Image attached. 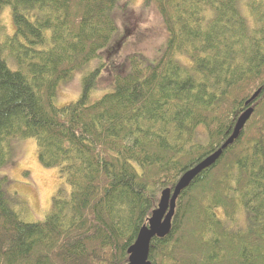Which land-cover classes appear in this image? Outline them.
Wrapping results in <instances>:
<instances>
[{"label":"trees","instance_id":"16d2710c","mask_svg":"<svg viewBox=\"0 0 264 264\" xmlns=\"http://www.w3.org/2000/svg\"><path fill=\"white\" fill-rule=\"evenodd\" d=\"M116 1L0 0L15 25L11 35L0 20V169L12 140L33 139L70 187L27 222L0 175V264H127L162 190L219 150L249 108L149 254L152 264H264V0L247 5L250 25L239 0H154L164 48L120 68L129 37H115ZM94 60L77 100L57 106L61 85ZM104 71L112 89L94 98ZM241 213L245 224L227 227Z\"/></svg>","mask_w":264,"mask_h":264},{"label":"rangeland","instance_id":"374dc122","mask_svg":"<svg viewBox=\"0 0 264 264\" xmlns=\"http://www.w3.org/2000/svg\"><path fill=\"white\" fill-rule=\"evenodd\" d=\"M148 1V2H147ZM251 0H239L240 9L247 17L249 25L252 24L249 7ZM114 9L115 23L118 26L116 36L127 34L122 50L115 60V67L120 68L130 55H141L145 58L158 57L160 48L166 44L167 28L161 13L157 10L154 0H117ZM0 20L7 26L8 33H15V25L10 8L0 11ZM131 35V37H130ZM11 68H17L9 58ZM180 62L189 64L190 60L183 57ZM96 60L77 70L72 79L63 83L54 99L55 104L63 107L76 101L81 93L82 80ZM110 64V62H109ZM128 66V65H127ZM106 71V70H105ZM101 77H108L105 72ZM106 78L100 82L99 89L94 91V98L101 97L109 87ZM108 87V88H107ZM33 139H14L11 145V156L7 165L0 169V175L7 176L6 190L13 194L14 205L23 209L22 218L27 222H37L45 218L52 205L53 197L62 188L69 194L70 187L60 177L58 168H49L42 165L39 160L37 143ZM245 214L241 213L236 220L227 223V227L236 229L245 224Z\"/></svg>","mask_w":264,"mask_h":264},{"label":"water","instance_id":"95a60500","mask_svg":"<svg viewBox=\"0 0 264 264\" xmlns=\"http://www.w3.org/2000/svg\"><path fill=\"white\" fill-rule=\"evenodd\" d=\"M260 94V91L256 92L253 97L248 100L247 105L251 104ZM253 113V108H249L236 122L234 133L223 144V146L211 155L194 166L190 170L184 173L180 178L177 185L173 188H167L162 190L158 207L153 210L151 217L148 220V224L145 225L138 235L137 240L129 249V262L127 264H152L150 260L151 242L155 237L164 238L167 237L172 231V224L176 214L177 202L185 188L189 187L192 181L202 171L213 166L223 155L230 145L237 140L243 129L245 128L247 121L250 119Z\"/></svg>","mask_w":264,"mask_h":264}]
</instances>
